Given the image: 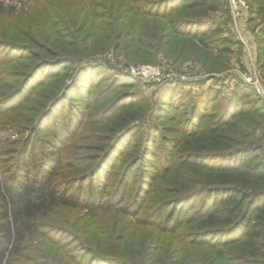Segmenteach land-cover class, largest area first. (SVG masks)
Here are the masks:
<instances>
[{"label": "trees", "instance_id": "trees-1", "mask_svg": "<svg viewBox=\"0 0 264 264\" xmlns=\"http://www.w3.org/2000/svg\"><path fill=\"white\" fill-rule=\"evenodd\" d=\"M92 1H87L86 9L87 2L77 3L84 13L65 10L57 18L51 13L36 18L29 12L21 37L1 24L17 14L14 6L0 0V66L12 67L10 72L0 71V118L27 109L41 94L34 90L37 84L44 85L48 99L56 80L68 67L76 66L70 82H62L49 98L45 107L50 102L53 107L43 112V121L35 129L29 132L28 125L11 117L0 120V264H156L162 251L176 253L180 264H264V138L261 145L251 146L253 131L264 123V102L254 88L240 85L221 107H216V90L194 92L184 89L190 86L184 81L173 85V97L168 92L160 95L157 107L155 102L143 106L138 89L120 93L107 103L109 86L91 92L95 78L103 75L91 62L83 61L89 38L97 33L118 40L128 13L141 11L167 19L178 55L204 52L221 62L206 68L221 71L233 54L231 45L242 43L205 38L211 34L207 27L216 30V24L209 26L198 16L215 11L216 0H127L125 9L120 2L110 1L100 14ZM256 10L264 18V0ZM172 14L171 19L166 17ZM257 35L256 59L261 60L264 24ZM194 39L203 45L191 43ZM242 51L243 47L239 62ZM218 53L222 55H214ZM25 68L27 72L20 73ZM41 70L44 76L39 80ZM16 76L22 80L14 85ZM103 78L110 85L117 80L109 75ZM61 106L68 108L65 121L49 129L52 110ZM160 120L172 125H161ZM92 122L99 129L108 127V135L97 137L109 145L100 147L96 158L68 154L69 141ZM41 128H47L49 139L34 135ZM25 133L29 135L21 142L18 138ZM137 164L133 180L137 189L132 190L129 177ZM93 177L97 183L85 185ZM73 209L81 213L76 223L79 231L56 227L61 222L54 216ZM104 215L112 218L108 231L89 219ZM126 221L148 228L135 247L128 246L131 239L122 245V234L114 236L124 230ZM42 228L60 230L63 237L42 236L38 252L29 246ZM67 238H74L76 245ZM101 240L115 252L105 253L106 245L99 252ZM183 246L193 253L188 255ZM204 251V256H198ZM43 259L45 263L40 262Z\"/></svg>", "mask_w": 264, "mask_h": 264}, {"label": "rangeland", "instance_id": "rangeland-1", "mask_svg": "<svg viewBox=\"0 0 264 264\" xmlns=\"http://www.w3.org/2000/svg\"><path fill=\"white\" fill-rule=\"evenodd\" d=\"M2 1L6 5L14 6L17 15L4 20L5 22L1 24H5L10 32L19 33L21 37L22 34L26 33L27 30L25 22L29 18V12H32L33 17L36 18L48 16L49 13L52 14V18H57V16L65 10L69 13H71V11L84 13V9H86V6L89 5V3L87 2L88 0ZM110 1L114 2V4H119L120 2L123 5L121 9H125V7L128 6L127 0H93L92 4L94 5L97 13L100 14L106 12L105 9L109 6ZM246 1L249 5L250 11L239 18H233L225 12L224 0L215 1V3L218 4L215 11L210 13L208 11H205L203 14L198 16V18L206 21L209 26L214 25V23L216 24V30L207 27V32L211 33L212 35L209 34L205 38L216 37L217 41L223 42L225 44L226 40L228 41V43H233L234 40H239L242 43L241 46L237 44L231 45L233 54H231V56L229 57V61L227 60V68L222 69L221 71L214 69L208 70L206 68V66L212 65L220 66L221 62L219 59H214L212 55L208 56L204 52H199V54L187 52L178 55L177 52L173 50V34L168 32L169 27L167 25V19L165 17L160 18L155 16H146L141 11H138V14H134L133 12L128 13L127 18L123 21L122 36L118 40H108L101 35H97L96 33L94 37L88 39L89 50L84 56L86 58H84L83 60L88 61L89 63L91 62L90 64L95 65L94 67L96 68V71L101 72L103 76L109 75L110 77H113V81L117 79L116 81H123L125 84L117 86L118 84H114L116 82L115 81L112 85H110V82H108L109 80L106 78L104 79L103 76L99 78L96 77L94 80L95 86L91 88V92L101 91L102 88H107L109 86L108 90L110 91V95L107 98V103H110L118 94L135 91V89H138L140 96H142L143 102L145 103L143 104V106H152L155 102L157 107V101L159 100L160 95H164L168 92L169 96L173 97V85L177 84L179 81H184L190 84V86H185L184 89H191L194 92H200L209 88H211L212 90H216V92L218 93L216 101H219V103L217 102L218 104L216 107H221V105L225 101L230 99L232 94L240 88V85L247 83L245 81V78L251 77L254 85L259 88V91H256L254 85L250 83L247 84L251 85L254 88L255 95H258L264 102V58H262L261 60L256 59L254 50V38H257V32L262 28L264 24V18L262 16H259V11L256 10L261 0ZM104 2H106V7L104 5ZM77 3H86L82 11L79 9ZM222 5H224V7ZM169 8L170 6L168 5V9ZM56 9H58L59 11H57ZM262 15L264 16V13ZM166 17L171 19V17H173V14L172 16L168 15ZM230 19L231 21L229 25L226 23V21H229ZM88 27L89 26L87 25L86 30H88ZM232 31H234L235 34ZM207 32L204 31V34ZM126 33L129 36H127ZM194 41L190 42L196 46L203 45L202 42L197 41L196 39H194ZM241 47H243L241 55V61L243 63H240L241 61L239 62ZM214 55H222V53ZM136 64H151L153 66L160 67L162 75L157 79H144L126 70L127 68ZM223 65L224 62L222 63V66ZM60 67L63 68L65 67V65L63 64ZM28 68H25V70L20 73L27 72ZM1 69H4L5 73L7 71H12L11 64L0 66V71ZM75 69L76 66L68 67L65 70L66 72L62 79L58 81L56 80L55 84H53L52 91L49 92L51 93L50 97L58 92L60 84L62 82H64V85L65 83L68 84L70 82V78L75 73ZM43 73L44 71L42 70L38 72L37 78H40L39 80H41L44 76H42ZM21 80L22 76H16V78L12 79V82H15L14 85H17ZM35 86V92L39 91L41 92V94L38 93L36 100H34L32 104L29 103L27 109H22L18 114H10L7 115V117H2L0 118V120L6 121L9 117H11V120L14 119L15 122L21 123L23 125H28L30 127L29 132L31 129H35L41 122V120L43 121V112L46 111L47 108H49L50 111L53 107L51 106V102L45 107L50 97L46 99L47 95L45 93V88H42L44 85L41 86L37 84ZM65 88H62L61 91L63 92ZM67 95L69 96V94ZM34 96L35 95H31V99H34ZM214 96H216V94ZM73 103L77 102L73 101ZM62 108L63 106L59 107L58 110L57 108L52 110L50 119L48 120L49 129H51L58 123H62L63 121H65L64 115L68 114V108L67 106H65L63 109ZM170 111L172 114L176 113L173 112V110ZM163 121L164 120H160L158 123H162L161 125L168 123V121ZM44 123L45 120L43 124ZM43 124L41 126H43ZM167 125L172 124L169 122ZM109 131L110 130H108V127L99 129L98 126H96L93 122L87 124L83 127L80 134H78V138L74 137L69 141L70 146L68 149H66V152L70 155L85 154V157L96 158L98 149L102 146L109 145L106 140H99V137L97 136L108 135ZM28 135V133H25L22 134L20 138H18L19 136L17 138L20 139L21 142H23L26 137H28ZM34 135H36L38 139H49V137H51V134H49L47 128L38 129L36 132H34ZM262 138H264V123L261 124L258 129L253 131V135L251 137V146L256 147L258 145H261L260 143ZM61 146L62 144H59V147ZM84 147H87V149L78 152V149ZM128 159L129 158L124 159L121 164L119 161H117V165L120 164L118 166L119 171L121 170L122 166L126 164ZM140 164H137L136 167L133 168L132 174L129 177V185L132 190H134L137 185V181L133 180L136 179L137 167ZM89 183L91 185H95L97 183L96 178L93 177L91 180L86 181L85 185H88ZM80 215L81 213H79V211L75 209L58 212L54 217L61 223L55 225L56 227H61L59 228L61 230L63 227H67V229L79 231V224L77 225L76 223L79 219H81ZM89 219L97 225H100V227L106 231H108V228H110L112 223V218L110 215H104L94 218L91 217ZM64 223H69L72 225V227L69 224L68 226H64ZM148 232V228L143 229L133 223L129 224L128 222L126 223V227H124V230L116 231L114 236H116L118 233L122 234V245L126 246L125 242H129V240L131 239L133 243L128 246L135 247V242L138 241L142 236H145ZM62 235L63 234L60 230L51 231L49 230V228H42L32 237L29 248L31 247V249L37 250L39 252V249L41 248L40 242L42 240V236H45L46 238L52 237L54 240L62 239ZM65 240L66 239H64L63 241ZM67 241L68 243H70V245H76V242H74V238H67ZM101 243L102 246L100 247L99 252L103 251L101 250V248L104 245H106L107 247L110 246L104 240H101ZM47 245H50V243H48ZM186 248L187 246H183L182 250L188 255L193 253L186 250ZM110 249H113L115 252L114 247H109L108 249L104 250L105 253L107 252L108 255L110 253H114L111 252ZM148 251L153 252L154 249H149ZM197 254L198 256H204L205 251ZM175 259L176 253L174 254L173 252V254H170L167 251H162L159 259L156 261V264H180ZM45 261V259L40 260V262L42 263H45ZM201 264L205 263L201 262Z\"/></svg>", "mask_w": 264, "mask_h": 264}, {"label": "built area", "instance_id": "built-area-1", "mask_svg": "<svg viewBox=\"0 0 264 264\" xmlns=\"http://www.w3.org/2000/svg\"><path fill=\"white\" fill-rule=\"evenodd\" d=\"M225 7L230 11L233 18L242 17L244 14L248 13L249 10V5L246 0H225ZM126 70L144 79H157L162 75L160 67L151 64H136ZM245 81L254 85L251 77H246ZM254 87L256 91H259V88L256 85H254Z\"/></svg>", "mask_w": 264, "mask_h": 264}, {"label": "crops", "instance_id": "crops-1", "mask_svg": "<svg viewBox=\"0 0 264 264\" xmlns=\"http://www.w3.org/2000/svg\"><path fill=\"white\" fill-rule=\"evenodd\" d=\"M238 23H239V22H238ZM255 41H256V40H255V38H254V47H255L254 50H255V55H256V43H255Z\"/></svg>", "mask_w": 264, "mask_h": 264}]
</instances>
